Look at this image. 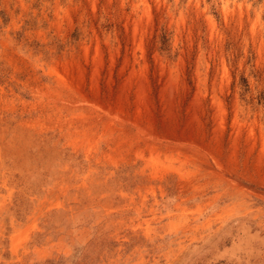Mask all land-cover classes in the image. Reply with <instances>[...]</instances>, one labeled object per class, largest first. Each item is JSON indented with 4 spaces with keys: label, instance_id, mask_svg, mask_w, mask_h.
I'll return each instance as SVG.
<instances>
[{
    "label": "rangeland",
    "instance_id": "obj_1",
    "mask_svg": "<svg viewBox=\"0 0 264 264\" xmlns=\"http://www.w3.org/2000/svg\"><path fill=\"white\" fill-rule=\"evenodd\" d=\"M0 264H264V0H0Z\"/></svg>",
    "mask_w": 264,
    "mask_h": 264
}]
</instances>
